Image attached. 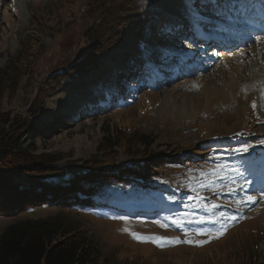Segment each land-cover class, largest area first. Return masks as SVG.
I'll list each match as a JSON object with an SVG mask.
<instances>
[{"label":"rangeland","instance_id":"374dc122","mask_svg":"<svg viewBox=\"0 0 264 264\" xmlns=\"http://www.w3.org/2000/svg\"><path fill=\"white\" fill-rule=\"evenodd\" d=\"M171 1L0 0V67L17 65L24 72L15 97L10 99L7 98L8 92L5 94L3 108L22 115L30 114V124L33 128L22 137L27 139L23 146H28L30 141L33 144L29 146L30 154L56 155L57 159L53 165H80L81 162H88L94 158L99 164L101 161L107 163L105 160L109 158L115 164L121 165L122 160L126 159L128 162L132 159L130 158L132 153H140L137 155L143 156L140 158L143 168L155 169L161 174L159 175L161 178L179 180L177 175L183 172L182 169L188 167L190 171L189 166L193 165L170 162L169 159H172L176 152L192 149L201 155L202 153L197 150L200 149L199 144L216 136L227 137L241 132L264 133V110L260 109L259 101L254 98L245 101L238 118L231 120L214 116L193 124H185L184 119L166 118L178 110L193 111L195 114L205 111L208 100L217 87L211 80L213 65L220 67L228 60L229 55L238 52L226 54L222 51L225 55L213 61L212 66L207 69L201 65L205 59H197L195 55L192 60H198L194 66L192 65L195 71L191 69L192 66L186 67V59L189 58L190 52L181 46V44L187 46L184 44L185 38L182 35L170 36L172 33L180 34L183 29L167 26L166 22L173 16L175 20H182L181 26H185L187 18L198 19L199 13L191 11L184 0L178 4L174 3L173 9H165L169 7L168 3ZM214 1L220 7L222 3H229V0ZM230 1L234 5V0ZM235 1L240 4V0ZM114 2L117 11L113 12H117L123 27L115 32L114 38L111 39L112 46L108 47L105 53L104 49L98 52L104 54L100 55L97 58L98 63L93 65L88 59L92 61L97 49L92 47V38L89 36L97 32L91 34L90 30L96 31L94 28L103 7L105 5L108 7ZM211 2L190 0L192 9L201 8L207 14L213 13V7H219L218 4L214 6V2ZM227 7L225 15L222 16L230 19L233 10L230 12ZM160 12H165L164 22L159 18ZM167 16L170 17L168 21ZM161 27L172 32L166 34L171 38L165 35L156 36ZM151 42L158 45L170 42L174 44V48L166 53L168 58L154 63L151 59L159 58L160 51L147 56ZM258 44L260 43H251L243 49H246L248 54L251 51L250 47L254 50L261 46ZM139 54H142V61L141 64H136L129 56L133 55L134 59L140 58L137 56ZM171 56H179V65L183 62V68L189 70L180 71L181 67L178 70L171 69L172 78H176L171 79L167 85L161 81L157 86L151 85L150 81L147 84L140 82L136 79L137 72L121 76L124 71L127 73L130 69L143 66L145 71L152 69L158 78L163 69L156 65L161 61L165 64ZM190 70L192 72L187 74ZM60 78L63 79L60 81ZM47 81H50V85L46 84ZM118 81L121 86L118 85L116 88L120 94L114 90ZM202 83L207 84L206 88L200 87ZM98 84L105 93L101 94ZM129 86L135 87L129 91L127 88ZM191 86L197 88L190 92L188 88ZM94 90L97 91L96 96L99 98L96 104L90 101L94 98L92 96ZM108 92L111 94L108 95ZM79 93L84 94L76 96ZM75 99L83 101L79 110L69 114L61 111L62 103L68 104ZM164 102L167 107L162 109ZM168 107L172 109L169 111ZM66 122L70 124H65ZM139 130L151 137L149 147L128 145L124 139H114V135L118 133L127 139L132 132ZM261 141H264V137L259 142ZM245 143L256 145L258 139L247 137ZM128 150L131 152L128 153ZM258 150H264V147H259ZM212 161L209 163L212 164ZM261 162L264 165V158ZM223 163L229 165V161ZM236 164L231 163V168H225L224 172H220L224 176L223 180L228 177L235 182L239 178L246 180L247 176L259 172L235 169ZM95 178L100 177L95 175ZM177 180L176 183L179 182ZM99 181L96 184L97 189L109 192L115 188L109 187L114 183H109L106 178ZM163 194L166 192H159L158 195L160 197ZM170 195H174V201L179 202L172 207L170 221L162 214L163 209L155 210L156 213L149 215L150 217L147 213L146 217L142 216L144 211L149 212L156 208L155 204L147 205V201L152 203L147 199L132 207L129 206V209L123 208V212L121 209L116 211L109 209L108 213L89 206L38 205L34 213L26 210L0 212V231L18 216L63 214L67 221L77 224L83 234L95 241L101 249L102 256L107 257L113 264H264V194L257 193L252 196L254 197L252 201H255L254 204L257 206L248 213L246 200L249 196L234 192L220 207L224 214L218 216V218L222 216L221 222L216 224L218 218L213 219L205 228L206 232L198 234L199 237L208 239L196 240L189 236L185 241L181 239H185L189 233H196L197 230L189 227L182 229L178 227L179 223L190 221L196 223L205 219L203 210L208 206L207 193L198 190L184 196L173 193ZM199 195H202V206L190 211L180 208L194 202ZM149 196L152 195H143L144 198ZM261 197L263 199L259 200ZM245 215L248 217L236 226L233 225L234 221ZM161 224L164 227H161ZM226 229L228 231L225 234L212 238L211 232ZM133 232L142 237L168 239L159 242H154L150 238L137 239L131 234ZM170 237L177 239L174 242ZM196 241L205 243L197 244ZM249 258L253 260L249 262Z\"/></svg>","mask_w":264,"mask_h":264},{"label":"trees","instance_id":"16d2710c","mask_svg":"<svg viewBox=\"0 0 264 264\" xmlns=\"http://www.w3.org/2000/svg\"><path fill=\"white\" fill-rule=\"evenodd\" d=\"M118 5V4H117ZM115 2L103 7L98 16L96 28L90 30L92 47H96L92 61L112 46L115 32L123 27L117 15ZM112 12V13H111ZM89 32V34H90ZM88 34V35H89ZM99 49V50H98ZM104 49L101 54L100 50ZM95 58V59H94ZM85 66V65H84ZM24 72L17 65L0 67V212L31 211L38 205L84 206L103 210L106 206L126 202L133 191L142 190L144 182H172L169 177L161 178L155 169L143 168L140 153H132L128 162L122 164L105 160L81 162L80 165H53L56 155L29 153V146H23L27 139L22 138L29 129L30 114L22 115L3 108V98L13 99ZM70 76V74L68 75ZM63 78H60V81ZM50 85V81H47ZM114 139L127 141L128 145L149 147L151 137L134 131L127 137L116 134ZM117 143V142H115ZM220 141L199 144L200 153L219 148ZM112 145V144H111ZM110 145V146H111ZM131 150H128L130 153ZM184 153L201 156L192 149L176 152L170 162L182 161ZM138 156V158H136ZM112 159V158H110ZM140 159V160H138ZM146 160V158L144 157ZM126 162V163H125ZM151 169V170H150ZM99 176L100 178H95ZM106 178L115 188L109 192L96 188L100 179ZM159 184L157 188H159ZM19 217V218H18ZM8 222L0 231V264H113L102 256L99 245L64 218V215L18 216ZM255 257V256H254ZM253 258H249L251 262ZM248 264V263H247Z\"/></svg>","mask_w":264,"mask_h":264},{"label":"bare ground","instance_id":"6f19581e","mask_svg":"<svg viewBox=\"0 0 264 264\" xmlns=\"http://www.w3.org/2000/svg\"><path fill=\"white\" fill-rule=\"evenodd\" d=\"M181 1L182 0H172L168 3L169 7H165V9H173L174 3L178 4ZM246 1L247 0H240V4L233 8V15L238 16L239 13L243 11V6L245 5ZM230 3L228 4L227 10H229V7L234 6L232 2ZM159 18L161 22H164V18H166L165 12H160ZM169 18L170 17L167 16V21ZM182 23V20H175L174 17L171 16L170 21L166 22V25L178 28ZM155 30L156 29H154V31ZM258 40V43H260L258 45L261 46L257 47V49L254 48L253 50L250 47L251 51H249L248 54L247 51H245L246 49L238 51L231 56L229 55L228 60L223 62L220 67L213 65L214 71L211 75V80L213 85L215 84L217 87L214 88L211 99L208 100L205 111L200 114H195L193 111L181 112V110H178L175 114H171L166 118L171 119L175 117L179 118L180 120L184 119L186 121L185 124H193L197 121L205 120L214 116L221 119L231 120L238 118V114L243 111L244 102L251 101L253 98L259 101V104L261 105L260 109L264 110V36H260ZM149 46L150 51H148L147 56H150L156 51H160V57L155 58L153 61L154 63L160 61L163 58H168L166 53H169V51L174 48V44H171L170 42H165L163 45H158L151 42L149 43ZM222 55L225 54L220 52L219 56ZM206 86V83H202L200 85V87L203 89L206 88ZM196 88L197 86H191L188 88V90L193 92ZM83 94L84 93H79L76 94V96H81ZM96 94L97 91L94 90V92H92V96L94 98L90 100L93 104H96L99 100ZM82 104L83 101L80 99H75L74 101H70L68 104L62 103L60 107L61 111L69 114L79 110ZM165 107H167V105L164 102L162 109ZM168 108L169 111L172 109V107ZM65 124L70 123L66 122ZM181 124L182 122H180L179 125Z\"/></svg>","mask_w":264,"mask_h":264},{"label":"snow or ice","instance_id":"6c2138e0","mask_svg":"<svg viewBox=\"0 0 264 264\" xmlns=\"http://www.w3.org/2000/svg\"><path fill=\"white\" fill-rule=\"evenodd\" d=\"M261 143H264V141H261ZM251 147V145H244L243 147L241 148H238L236 149L235 151H238V152H247L248 149ZM230 166L228 165H219L218 166V171L219 172H224L225 168H228ZM216 171V170H214ZM244 187H246L247 185H243ZM229 191H232L233 189L229 188L228 189ZM254 199V197H247V200L249 202H251L252 200ZM232 219H235V217H232ZM202 222V221H201ZM174 223H179V221H174ZM161 227H164L163 224H161ZM127 231V229H125ZM133 235L134 238H137V239H147V238H150V239H153L154 242H159V241H162V240H165V239H168V238H165V237H142L140 235H138L137 233H131ZM199 234V233H198ZM174 242L176 241L177 238H171ZM186 242H191V241H186ZM197 244H202V243H205V241H196Z\"/></svg>","mask_w":264,"mask_h":264}]
</instances>
